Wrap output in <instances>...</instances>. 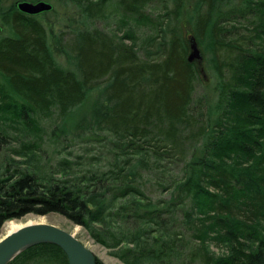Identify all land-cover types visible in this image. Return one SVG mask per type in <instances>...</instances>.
I'll list each match as a JSON object with an SVG mask.
<instances>
[{
	"label": "trees",
	"instance_id": "trees-1",
	"mask_svg": "<svg viewBox=\"0 0 264 264\" xmlns=\"http://www.w3.org/2000/svg\"><path fill=\"white\" fill-rule=\"evenodd\" d=\"M21 1L0 0V235L56 213L124 264H264V0H55L80 11L59 30Z\"/></svg>",
	"mask_w": 264,
	"mask_h": 264
},
{
	"label": "rangeland",
	"instance_id": "rangeland-1",
	"mask_svg": "<svg viewBox=\"0 0 264 264\" xmlns=\"http://www.w3.org/2000/svg\"><path fill=\"white\" fill-rule=\"evenodd\" d=\"M40 1H46L51 3L52 5H55L56 8V14L54 16H47L46 18L48 19H52L57 23V26H55V30H59L61 28V26H65V25H71V26H75V24H77L80 20V11H78L74 5H70V4H62V3H58L55 0H40ZM170 1V5L169 8H172L171 5V0ZM188 5H190V9L193 8L194 4L197 2V0H187L186 1ZM185 2V4H186ZM236 3V1H235ZM186 7V6H185ZM163 8V4L161 0H155L151 7L148 9L147 12H145V14H149L152 13L154 14V16L162 13L161 9ZM183 11V16L186 18V8L182 10ZM112 23V20L110 21ZM238 26L240 27L239 32H245L246 30L243 28L245 25H247V22L244 20H241L239 23H237ZM56 25V24H55ZM96 27L98 28H104V22H97ZM190 25L188 24L187 20L186 23L183 22L181 24V32L184 33V35H186V29H189ZM64 29V28H63ZM191 29V28H190ZM149 28L148 27H141L140 29H137V34L140 36L142 35H146L149 34ZM202 68V72H203V83H200L197 87L198 92L199 93H205V92H209L212 93L213 88H214V83H215V75L213 74L212 70L210 69V67L208 66V64H203V61L201 64H199ZM205 65V67H204ZM204 68V69H203ZM44 124L49 123V120L44 119ZM11 144L15 145V142L12 141L11 139ZM19 144V143H17ZM78 148L75 149V151H77ZM50 154H52L53 156L54 153L49 149ZM68 152V150H67ZM3 158L0 156V165L1 164V160ZM38 222V223H45V224H51L54 225L58 228L64 229L68 232H70L71 234H73L76 238H78L80 241H82L99 259H101L105 264H124L122 263L120 260H118L116 257H114L111 252L105 248H103L102 246H100L99 244H96L88 235V233L80 226H76L74 224H72L69 220H67L65 217H63L62 215L56 214V213H52L49 214L47 216H36V215H27L25 217H23L20 220H12V221H7L4 223V225L1 228V235L0 238H3L4 236H7V231H6V226L8 224H18L20 226H24L25 224L27 225L29 222ZM9 235V234H8ZM214 250L218 251L215 247ZM221 252V251H220Z\"/></svg>",
	"mask_w": 264,
	"mask_h": 264
},
{
	"label": "water",
	"instance_id": "water-1",
	"mask_svg": "<svg viewBox=\"0 0 264 264\" xmlns=\"http://www.w3.org/2000/svg\"><path fill=\"white\" fill-rule=\"evenodd\" d=\"M18 9L28 15H39L53 10V5L46 1H21ZM2 32V27H0ZM189 61H203L197 43L193 41ZM44 243L60 247L67 255L69 264H97L96 255L70 232L51 224H32L24 227L0 242V264H9L26 249Z\"/></svg>",
	"mask_w": 264,
	"mask_h": 264
},
{
	"label": "bare ground",
	"instance_id": "bare-ground-1",
	"mask_svg": "<svg viewBox=\"0 0 264 264\" xmlns=\"http://www.w3.org/2000/svg\"><path fill=\"white\" fill-rule=\"evenodd\" d=\"M32 224H45V223H38V222H29L27 225L25 224L24 226H20V225H18V224H15V223H13V224H8L7 226H6V231H7V236H4L3 238H0V242L2 241V240H4L5 238H7L10 234H12V233H14V232H16V231H18V230H20V229H22V228H24V227H27V226H30V225H32ZM9 234V235H8ZM74 236V235H73ZM75 237V236H74Z\"/></svg>",
	"mask_w": 264,
	"mask_h": 264
}]
</instances>
